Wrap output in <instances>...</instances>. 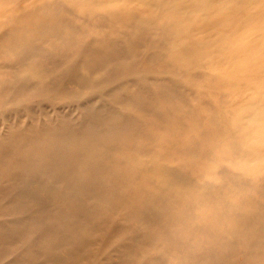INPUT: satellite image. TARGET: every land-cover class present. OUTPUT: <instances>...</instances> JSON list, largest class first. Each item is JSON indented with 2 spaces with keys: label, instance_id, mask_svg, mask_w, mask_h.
<instances>
[{
  "label": "rangeland",
  "instance_id": "rangeland-1",
  "mask_svg": "<svg viewBox=\"0 0 264 264\" xmlns=\"http://www.w3.org/2000/svg\"><path fill=\"white\" fill-rule=\"evenodd\" d=\"M56 1L0 4V264H264V0Z\"/></svg>",
  "mask_w": 264,
  "mask_h": 264
},
{
  "label": "bare ground",
  "instance_id": "bare-ground-1",
  "mask_svg": "<svg viewBox=\"0 0 264 264\" xmlns=\"http://www.w3.org/2000/svg\"><path fill=\"white\" fill-rule=\"evenodd\" d=\"M15 0H0V4L4 2H14ZM154 1V0H153ZM165 1L172 7L185 9V3L187 0H155V2ZM204 0H199L203 3ZM224 0H219L223 2ZM56 6L58 2L56 0H36L34 4H31L25 8L24 11H30L31 9H41L47 7V5ZM136 6V5H135ZM89 8V7H88ZM143 8V7H142ZM145 13V12H144ZM140 14V13H139ZM143 14V13H142ZM144 15V14H143ZM145 20V19H144ZM90 24V23H89ZM1 25V24H0ZM91 54V53H90ZM126 60V59H125ZM254 62V61H253ZM127 63V62H126ZM150 70V69H148ZM144 71V70H143ZM146 71V70H145ZM147 73V72H146ZM140 74V73H138ZM81 75V74H80ZM84 77V76H83ZM17 82V81H16ZM143 84V83H142ZM87 86V85H86ZM248 89V88H247ZM256 90V89H255ZM258 92V91H257ZM161 93V92H160ZM259 94V93H258ZM163 95V94H161ZM245 113L243 114L244 121L241 125V131L238 140H250L245 149H241L238 146L234 147L232 157L236 160H240L243 163H253L258 160H264V93L261 98L249 101L246 105ZM9 111V110H8ZM224 120V119H223ZM226 122V121H225ZM229 126V123H227ZM94 145V144H93ZM175 174V173H174ZM252 177V176H251ZM258 177V176H257ZM262 183V182H261ZM260 183V184H261ZM262 185V184H261ZM16 187V186H15ZM14 187V188H15ZM44 188V187H43ZM264 189V188H263ZM43 192V191H42ZM44 193V192H43ZM174 201V200H172ZM258 213V212H256ZM177 214V213H176ZM249 214V213H248ZM232 215V214H231ZM126 216V215H125ZM261 220V219H260ZM259 220V222H260ZM248 224V223H246ZM264 236V229L261 230ZM128 234V233H127ZM225 234V233H224ZM182 236V235H181ZM248 237V236H247ZM154 238V237H153ZM223 238V237H222ZM233 240V239H232ZM263 240V239H262ZM196 243V242H195ZM179 246V245H178ZM221 247V246H220ZM183 249V248H181ZM260 251V250H259ZM210 252V251H209ZM212 254V253H210ZM262 254V253H260ZM220 255V254H219ZM215 258V257H214ZM222 258V257H221ZM224 259V258H223ZM220 262V261H219ZM248 262V261H247ZM161 263V262H160Z\"/></svg>",
  "mask_w": 264,
  "mask_h": 264
}]
</instances>
